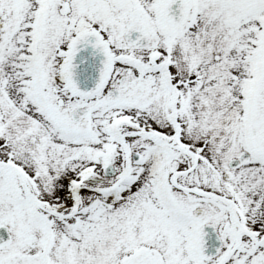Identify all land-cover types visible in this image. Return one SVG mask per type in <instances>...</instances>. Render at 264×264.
I'll return each instance as SVG.
<instances>
[{
    "label": "snow or ice",
    "instance_id": "1",
    "mask_svg": "<svg viewBox=\"0 0 264 264\" xmlns=\"http://www.w3.org/2000/svg\"><path fill=\"white\" fill-rule=\"evenodd\" d=\"M0 264H264V0H0Z\"/></svg>",
    "mask_w": 264,
    "mask_h": 264
}]
</instances>
